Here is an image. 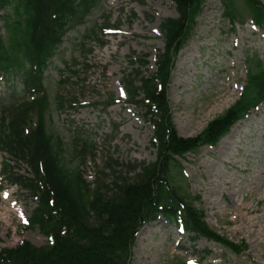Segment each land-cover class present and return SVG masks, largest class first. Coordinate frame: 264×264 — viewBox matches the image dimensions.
<instances>
[{
	"label": "rangeland",
	"instance_id": "rangeland-1",
	"mask_svg": "<svg viewBox=\"0 0 264 264\" xmlns=\"http://www.w3.org/2000/svg\"><path fill=\"white\" fill-rule=\"evenodd\" d=\"M257 1L264 5V0ZM234 6L237 19L231 31L220 1L206 0L175 61L168 101L183 138L201 134L239 100L248 65L251 71L257 70L252 64L258 60L264 69V26L254 28L243 0H235ZM176 17L172 0H100L88 17L70 28L45 70L49 129L66 145L67 162L76 165L83 139L94 144L93 156L81 166L87 182L94 181L109 157L123 164L155 161V150L150 148L152 129L137 108L126 104L122 79L131 74L128 58L132 53L149 56L145 75L154 71L155 54L163 49L159 24ZM105 24L112 31L105 37L100 33V46L91 31L96 29L98 37L97 28ZM84 48L89 50L86 56ZM15 83L0 79L1 100ZM108 95L116 102L104 109ZM57 96L85 107L58 111ZM112 124L118 126L116 134ZM237 127V135L224 147L223 141ZM2 160L0 155V170ZM179 164L180 175L173 168V184L180 185L182 194L204 213L212 231L235 244L244 242L247 250L234 255L204 238L191 241L188 234L160 220L138 233L142 235L136 237L131 264H264V104L216 146L201 147ZM20 174H26L24 167ZM35 207L36 200L27 191L6 184L0 176V248H15L22 241L35 247L46 244L38 229L28 224Z\"/></svg>",
	"mask_w": 264,
	"mask_h": 264
},
{
	"label": "trees",
	"instance_id": "trees-1",
	"mask_svg": "<svg viewBox=\"0 0 264 264\" xmlns=\"http://www.w3.org/2000/svg\"><path fill=\"white\" fill-rule=\"evenodd\" d=\"M100 0H0L4 34L0 35V77L17 79L8 101H0V152L8 162L25 165L28 175L3 164L2 176L29 192L37 205L29 226L47 239L43 247L23 242L14 249L0 248V264H131L139 230L159 217L204 238L234 255L247 250L244 242L228 241L212 231L197 210L173 184L179 160L204 146H215L251 110L264 103V69L258 60L247 74L241 98L195 138H181L173 125L167 98L175 58L187 42L205 0H173L176 18L159 25L164 49L156 54L155 72L145 75L147 55H131V74L122 79L127 103L135 106L153 129L155 150L151 163L123 164L108 158L93 184L81 171L94 144L82 140L76 165L66 160V145L49 129L50 101L43 73L73 26L89 16ZM235 0H220L224 16L234 23ZM252 20L264 26V5L243 0ZM109 24L105 28H111ZM99 30L98 37L103 30ZM96 29L91 36L98 39ZM89 36V37H91ZM103 37V36H102ZM85 46V45H84ZM85 56L89 50L84 48ZM73 73L77 74L78 70ZM67 82V81H66ZM65 82V83H66ZM106 107L113 103L108 95ZM55 97L57 110L80 105ZM75 103V104H74ZM118 127L113 125L112 133ZM78 140V138H77Z\"/></svg>",
	"mask_w": 264,
	"mask_h": 264
},
{
	"label": "bare ground",
	"instance_id": "bare-ground-1",
	"mask_svg": "<svg viewBox=\"0 0 264 264\" xmlns=\"http://www.w3.org/2000/svg\"><path fill=\"white\" fill-rule=\"evenodd\" d=\"M190 50H185V52L184 53H187V52H189ZM189 59H192V55L191 54H189ZM182 60V59H181ZM240 127V126H239ZM239 127H237L235 130H234V132H233V136H229L228 138H226L224 141H223V143H222V145H224V147H228L229 146V144H230V142L229 143H227V141H228V139H231V138H233V137H235L237 134V132L239 131ZM11 210V212L12 213H16V214H18V212H17V210H12V209H10ZM141 235H142V233H140L139 235H138V238H140L141 237Z\"/></svg>",
	"mask_w": 264,
	"mask_h": 264
}]
</instances>
